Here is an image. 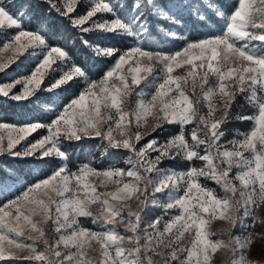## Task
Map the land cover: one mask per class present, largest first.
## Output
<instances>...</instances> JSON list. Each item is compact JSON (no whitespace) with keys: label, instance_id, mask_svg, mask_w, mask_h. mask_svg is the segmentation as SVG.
Returning a JSON list of instances; mask_svg holds the SVG:
<instances>
[{"label":"snow or ice","instance_id":"1","mask_svg":"<svg viewBox=\"0 0 264 264\" xmlns=\"http://www.w3.org/2000/svg\"><path fill=\"white\" fill-rule=\"evenodd\" d=\"M7 108L3 264H264V0H0Z\"/></svg>","mask_w":264,"mask_h":264},{"label":"trees","instance_id":"2","mask_svg":"<svg viewBox=\"0 0 264 264\" xmlns=\"http://www.w3.org/2000/svg\"><path fill=\"white\" fill-rule=\"evenodd\" d=\"M103 68V65L100 62H94L93 63V71L95 73H99ZM238 111L244 113L245 115L251 114L252 109L247 105L244 104ZM251 127V121H239L233 119L229 125H228V130H229V139L233 137V130H239L240 132H244L249 130ZM97 141H84L82 144L78 145L77 147L73 148L72 151L79 152V155L81 158H83V153L85 150H91L96 151L95 149V144Z\"/></svg>","mask_w":264,"mask_h":264},{"label":"rangeland","instance_id":"3","mask_svg":"<svg viewBox=\"0 0 264 264\" xmlns=\"http://www.w3.org/2000/svg\"><path fill=\"white\" fill-rule=\"evenodd\" d=\"M220 23H222L221 21H219L218 19L216 20V24H217V26L220 24ZM13 68H15V65H13L12 66ZM0 114H3L4 115V117L7 119V120H9V121H12V120H14V119H16V116H15V114L13 113V110L11 109V108H7V109H0ZM252 123V122H251ZM40 134H46V132H44V131H42ZM33 138H39L38 137V134H33V136L32 137H29V139H33ZM233 138V137H232ZM231 139V138H230ZM89 151H92V149L91 150H85L84 151V153H83V155H85L87 152H89ZM82 154V153H81ZM80 154V155H81ZM156 214H158V213H156ZM0 264H3V262H0ZM9 264H28V262H26V261H12V262H9Z\"/></svg>","mask_w":264,"mask_h":264}]
</instances>
